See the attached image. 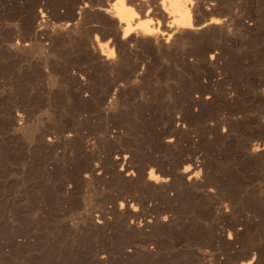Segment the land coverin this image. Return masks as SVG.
Segmentation results:
<instances>
[{"label": "bare ground", "instance_id": "1", "mask_svg": "<svg viewBox=\"0 0 264 264\" xmlns=\"http://www.w3.org/2000/svg\"><path fill=\"white\" fill-rule=\"evenodd\" d=\"M244 2L0 0V264H169L183 233L264 264V122L233 142L215 109L229 45L264 43Z\"/></svg>", "mask_w": 264, "mask_h": 264}, {"label": "rangeland", "instance_id": "2", "mask_svg": "<svg viewBox=\"0 0 264 264\" xmlns=\"http://www.w3.org/2000/svg\"><path fill=\"white\" fill-rule=\"evenodd\" d=\"M248 1L250 2L251 0H246V2H244V4L243 3L241 4L240 8L239 7L236 8V11L239 12V13H243L244 12L245 13L244 15H246V13L249 12V9L252 8L250 6L251 2L249 3ZM243 5H245V6H243ZM262 23H264V21L261 20V24ZM231 28H230L231 30H233V29L236 30L234 26H231ZM234 30L231 31L232 32V36L231 37L232 38H236V37L242 38L240 36V34L237 31H234ZM261 34H262V32H261ZM252 38L253 37H249V39H248V37L247 38L243 37L242 39H244L246 41L245 42L246 45L244 44L243 46H240V47L237 46V45H234V44L229 45V48H227L225 54L223 55L224 56L223 57L224 64H223V68L220 70V72L225 74V78H224V82H223L224 85L223 86H224L225 89L227 88L226 89L227 93L229 94L230 92L233 93V92L237 91L236 98L234 99L235 101H233V102L230 101L232 103H230V102H221L222 103V105H220L221 108L220 107L219 108H215L216 110L218 109V111H217L218 114H226V115H232V116L237 115V116H235L236 117V121H235L236 124L234 123V125H233V131L235 133V136L233 138H231V141L233 139V142H236V141L243 142V141H245V139H247L250 136L249 133L252 134L256 130H258V128L260 129L261 126H260L259 122H264V117H263L264 116V107H263L264 106V96H262V94H261V89H264V79H262L263 78L262 75L260 74V72H258L259 71L258 68L261 67V60L264 58V43H262V41L260 42L261 39L260 40L259 39L251 40ZM235 40H237V39H235ZM250 40L252 41L253 44L251 43ZM254 42L256 44H257V42H260V43H258L256 45ZM250 44H252V45H250ZM245 46H246V48H243ZM252 48H253V50H252ZM247 49H248V51H247ZM239 50H241V51L239 52ZM238 52L240 54H243L244 58H245V59H243V64H242V66L239 67V69H237V67H233V65L235 64L234 63V58L237 57V55L239 54ZM245 53H247L248 55L245 54ZM235 54H236V57H235ZM249 54H251V55H249ZM233 56H234V58H233ZM248 56H249V58H247ZM259 57H261V58L259 59ZM228 64H229V66H228ZM226 66L229 67V68L227 69ZM168 83H167V85H166V82L165 83L163 82L162 84L158 83V86H157V84H156L155 87L152 86V90L155 89L156 87H158L156 89L161 90V92L165 95V94L168 93L167 92V87L169 88V84ZM256 86H258V87H256ZM239 91H240L241 94L239 93ZM241 95H243V97ZM238 115H239V117H238ZM253 118H254L255 121L253 120ZM203 122L204 121L202 119H200V121H199L200 124H198L202 128H203V124H204ZM249 129H250V131H249ZM204 141L206 142V140H201L200 143L201 142L202 143L201 144L199 143L200 147L197 146L198 147L197 151H199V149H200V151L198 153H201L202 151L206 152V149H207L208 145ZM205 146H206V148H205ZM259 170L253 171V172H256V174H257V172L259 173V175L257 174V176H256V174L254 175V173H252L254 177L255 176L258 177V176H260V174L262 176L264 175L263 174L264 172L261 169H259ZM261 171H262V173H261ZM251 172L252 171H249V173H251ZM199 234L200 233H194V234H190V233H187V234L185 233L184 234L183 233V234H181V236H180V234L179 235L177 234L179 237L176 234H171V235L163 238V242H164V244H163V247H164L163 253L164 254L162 256H167L168 260L169 259L171 260V261L169 260V264H183V263L184 264H200L201 261L199 260V258L197 256H199L201 250H209L210 247H211V244H209V245L205 244L204 240H203V239H205V237L203 235H201V234L199 235ZM9 262H6L4 264H11Z\"/></svg>", "mask_w": 264, "mask_h": 264}]
</instances>
